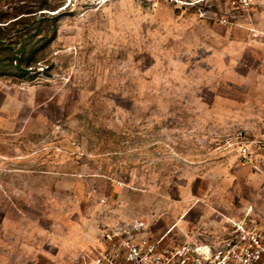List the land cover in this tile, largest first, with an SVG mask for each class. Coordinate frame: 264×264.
<instances>
[{"label":"rangeland","instance_id":"374dc122","mask_svg":"<svg viewBox=\"0 0 264 264\" xmlns=\"http://www.w3.org/2000/svg\"><path fill=\"white\" fill-rule=\"evenodd\" d=\"M15 11L0 35L33 60L0 73V264H97L107 234L228 219L264 239V0H0Z\"/></svg>","mask_w":264,"mask_h":264},{"label":"built area","instance_id":"2783aa9c","mask_svg":"<svg viewBox=\"0 0 264 264\" xmlns=\"http://www.w3.org/2000/svg\"><path fill=\"white\" fill-rule=\"evenodd\" d=\"M227 222L233 232L226 236L189 238L186 235L180 242H168L167 235L151 241L136 240L132 235L119 238L107 234L110 250L97 257V264H260L264 261L263 234L256 232L244 237L241 221L228 219Z\"/></svg>","mask_w":264,"mask_h":264},{"label":"trees","instance_id":"16d2710c","mask_svg":"<svg viewBox=\"0 0 264 264\" xmlns=\"http://www.w3.org/2000/svg\"><path fill=\"white\" fill-rule=\"evenodd\" d=\"M22 13L24 12L15 11V13L12 14L9 13L7 15H0V30L5 29L10 25H14L21 20H24V16H20ZM11 15H13V17H10ZM3 43V37L0 35V73L4 74V71L10 69H17L22 72L28 71L27 68L31 67V63L33 60V50H27L25 44L23 43L18 49L10 46V43Z\"/></svg>","mask_w":264,"mask_h":264}]
</instances>
